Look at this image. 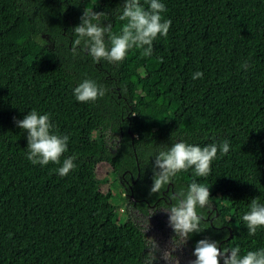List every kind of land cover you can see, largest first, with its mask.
Listing matches in <instances>:
<instances>
[{
    "label": "trees",
    "instance_id": "trees-1",
    "mask_svg": "<svg viewBox=\"0 0 264 264\" xmlns=\"http://www.w3.org/2000/svg\"><path fill=\"white\" fill-rule=\"evenodd\" d=\"M123 2L0 0V264H144L142 231L124 213L108 220L125 201L118 178L153 204L166 189L150 193L155 156L180 141L229 142L209 175L188 169L171 183L176 192L194 180L210 188L215 224L229 228L213 232L229 238L222 249H264V227L249 235L243 221L253 198L264 204V0H162L172 23L150 56L133 48L122 62L96 63L83 46L74 54L84 10L107 13L119 34ZM85 79L105 95L79 102L74 89ZM33 109L69 136L61 164L26 158L16 121ZM69 156L76 167L60 176Z\"/></svg>",
    "mask_w": 264,
    "mask_h": 264
},
{
    "label": "clouds",
    "instance_id": "clouds-1",
    "mask_svg": "<svg viewBox=\"0 0 264 264\" xmlns=\"http://www.w3.org/2000/svg\"><path fill=\"white\" fill-rule=\"evenodd\" d=\"M144 2L148 5L147 8L141 0H124L119 19L127 23L122 26L119 34H112V25L104 23L107 13L85 9L80 18L81 22L72 28L76 37L72 45L73 53L83 46V51L96 63L102 60L109 63L122 62L128 51L133 48L142 49L143 56H150L153 52V41L158 36L166 37L172 22L164 19L162 15L166 12L162 0ZM242 67L247 69V62ZM202 77L203 73L199 71L193 75V79ZM106 91L107 89L96 81L85 79L74 89V95L79 102H94L102 98ZM16 125L27 133L26 158L32 164H61V157L68 151L69 136L52 131L49 114H40L33 109L22 120H17ZM229 151L230 144L227 140L204 147L184 141L174 143L155 156L150 193H160L181 171L193 169L196 176L206 177L218 153L223 156ZM75 159V156L64 158L62 165L56 170L58 174L66 176L73 170L76 167ZM210 197V188L194 180L187 186L186 191L182 189L174 193L172 199L176 203L163 210L169 214V225L175 233L174 237H178L182 242L181 246L186 244L193 234L202 232L200 225L203 218L198 209L210 206ZM243 221L247 225L249 235H255L258 228L264 227V204L253 198ZM193 255L195 259L190 264H221V259L223 264H264V249L248 251L241 255L239 247L221 249L219 241L207 238L196 242Z\"/></svg>",
    "mask_w": 264,
    "mask_h": 264
},
{
    "label": "flooded vegetation",
    "instance_id": "flooded-vegetation-1",
    "mask_svg": "<svg viewBox=\"0 0 264 264\" xmlns=\"http://www.w3.org/2000/svg\"><path fill=\"white\" fill-rule=\"evenodd\" d=\"M134 182V180H132ZM118 182L123 188V194L121 195L122 198L125 200L124 204L122 205V208L120 209L122 214H125V218L123 219V222L127 221H132L144 234V242H145V251L143 253V262L144 264H147V259H146V253L149 249V244H148V237L147 233L143 229V225L140 223V220L137 222L134 221L132 218V214L136 213V215H141L143 218H150V214L152 216L157 217L158 213H162L164 216H169L168 213L163 211L164 209L168 208L172 204L176 203L174 199H172L173 194L176 193L174 189V185L170 183L169 185L166 186V189L161 192V195L157 198V200L153 204L146 203L144 199L140 198H135L133 192H127L126 188L124 187V182L126 183L127 181L125 179H120L118 178ZM139 204H145V208H140L138 207ZM127 205L131 207L132 212L127 211ZM199 214L202 216V223L200 225L202 232L193 234L190 239L187 241L186 244H184L187 248L186 255L188 258L183 262L184 264H190L191 261L195 259V256L193 255L194 247L197 241L201 239H210V240H215L213 236L214 231L222 230V229H228L227 226H221L218 227L215 224V219L219 216L217 213L215 204L213 203L212 200H210V206L204 207V208H199L198 209ZM138 218V217H136ZM140 223V224H139ZM231 234L229 235V237ZM229 238H224L222 240H219V247L222 249V245L226 244ZM216 241V240H215ZM174 247V244L172 245V249ZM183 252V253H185ZM176 254H182V252H174ZM221 264H223V259H221Z\"/></svg>",
    "mask_w": 264,
    "mask_h": 264
},
{
    "label": "rangeland",
    "instance_id": "rangeland-1",
    "mask_svg": "<svg viewBox=\"0 0 264 264\" xmlns=\"http://www.w3.org/2000/svg\"><path fill=\"white\" fill-rule=\"evenodd\" d=\"M109 173L110 169L105 167L101 175L105 176ZM102 200L103 197L97 195L89 203L91 206H94ZM127 211L132 212L129 205H127ZM121 212L120 210L116 214L110 215L109 222L115 224V220L119 218ZM150 216V218H143L141 215L137 216L136 213L132 214L134 221L137 222L140 220L143 229L147 233L149 244V249L146 253L147 264H184L183 262L188 258L185 252L187 248L185 245L181 246L182 242L178 237H174L175 233L169 225V216H164L162 213H158L157 217L152 216V214ZM173 244L174 247L172 249ZM174 252H182V254H176Z\"/></svg>",
    "mask_w": 264,
    "mask_h": 264
}]
</instances>
